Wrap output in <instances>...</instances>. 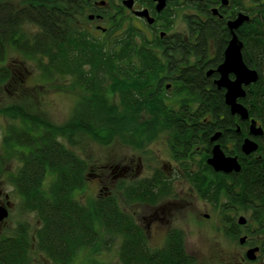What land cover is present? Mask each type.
I'll list each match as a JSON object with an SVG mask.
<instances>
[{"label":"flooded vegetation","instance_id":"af4514ba","mask_svg":"<svg viewBox=\"0 0 264 264\" xmlns=\"http://www.w3.org/2000/svg\"><path fill=\"white\" fill-rule=\"evenodd\" d=\"M15 1L0 0V5L10 4L18 10L42 8L48 13L53 11L60 14L63 22L74 29L77 37L83 41L112 43L127 33H133L137 41L149 42L152 51L166 63L164 67L150 68L158 72L154 77L155 83L151 85L152 98L163 106H173L174 111L184 112L150 115V155L146 154L149 163H143V157H140L137 161L126 160L124 164L116 166L99 165L92 174L88 160L83 157L88 169L86 185L81 191L86 189L92 176L97 188L95 202L115 200L109 190L110 185L118 181L117 192L126 204L149 206L150 213L142 218L145 224L134 213H131L133 216L129 215L141 229L152 251L165 248L168 241L172 243L171 240L175 239L180 242L178 246L191 263L186 252L183 225L186 219L198 225L209 221L208 229L217 239L216 249L223 251L218 259L219 264H264V196L257 201L252 199L242 176L244 165L249 164L251 156L260 149L258 141L262 142L264 130L250 116L242 120L239 115H231L225 104L226 90L218 88L216 84L220 79L217 69L224 61V52L233 35L241 43L240 53L244 62L249 23L257 16L255 11L258 6L264 9V0H45L36 4ZM160 2H163V7L157 10ZM239 15L248 17V20L231 31L228 23L235 21ZM5 63L8 64L7 57L0 67ZM5 69L8 71V78L3 82L5 86L15 85L18 80L17 86L27 88L25 82L30 79V71L22 73L7 65ZM36 69L43 78L41 69ZM53 79L59 80L57 77ZM228 79L234 81L235 76L228 74ZM247 88L242 86L245 95L237 100L243 107L242 100L246 98ZM218 95L228 113L214 115L205 106L210 98ZM21 111L24 117L22 122L8 118L16 122L19 130H13L16 126L8 124L2 141V146H13V151H17L20 169L24 167L28 154L44 150L47 142L54 146L65 144L71 152L77 149L72 137L71 142L65 141L53 129L42 131L33 128L34 123L42 121ZM252 119L262 129V136L250 135ZM223 122H227L226 127L221 124ZM215 135L218 138L213 141ZM14 139L20 143H15ZM246 139L257 144L256 152H243L242 144ZM85 143L83 148L76 144L81 153ZM214 146H219L226 158L235 159L239 170L216 171L208 162ZM141 167L146 168L145 175H139ZM3 174H0V209L6 210L7 217L0 221V243L22 236L29 240L34 253L43 257V264H52L39 251L38 237L41 233L38 231L40 221L37 219V209H28L27 200L17 193L13 177L10 179L12 189H4L9 182L3 179ZM52 182L54 178H46L42 181L43 187H48ZM142 183L150 186V202H140L137 197L130 204L126 202V188L134 186L139 190ZM211 211L214 217L209 213ZM20 214L35 217L33 228L28 223H15L16 216Z\"/></svg>","mask_w":264,"mask_h":264},{"label":"trees","instance_id":"16d2710c","mask_svg":"<svg viewBox=\"0 0 264 264\" xmlns=\"http://www.w3.org/2000/svg\"><path fill=\"white\" fill-rule=\"evenodd\" d=\"M21 2L36 4L45 0ZM258 7L257 16L249 23L243 58L249 68L256 70L258 79L248 86L242 104L264 130V9ZM62 19L60 14L42 8L18 10L10 4L0 5V63L8 50L36 59L44 79L66 80L63 83L78 99L70 120L63 126L56 129L34 123L32 127L42 131L53 129L68 141L73 131L75 145L86 136L102 145L116 143L145 152L150 145V115L184 113L152 98L151 85L158 72L150 68L164 67L166 63L152 51L149 42L137 41L133 33L112 43L83 41ZM28 27L36 32L30 33ZM7 78L8 71L0 67V83ZM205 106L214 115L228 113L219 95L210 98ZM3 112L7 118L24 120L17 107ZM221 124L227 126V122ZM14 142L20 143L15 139ZM3 143L6 144V139ZM258 143L260 149L244 165L242 174L248 193L256 201L264 196V138ZM51 144L47 142L44 150L28 154L24 167L12 182L17 193L27 200L28 209L38 211L39 251L52 263H72L81 250L97 254L103 247L118 243L121 264H190L175 239L161 250H150L141 229L114 198L94 201L88 206L79 203L75 195L86 185L88 164L78 152L67 150L62 143ZM3 147L5 152H14L13 146ZM2 159L0 155V174ZM46 178H54V182L44 188L42 181ZM141 186L143 190L126 188V202L132 203L134 197L140 202H150V186L147 183ZM33 253L29 240L18 236L0 243V264H32Z\"/></svg>","mask_w":264,"mask_h":264},{"label":"rangeland","instance_id":"374dc122","mask_svg":"<svg viewBox=\"0 0 264 264\" xmlns=\"http://www.w3.org/2000/svg\"><path fill=\"white\" fill-rule=\"evenodd\" d=\"M11 1L13 3L16 2L15 0ZM27 29L30 33L36 32L33 27H28ZM6 57L8 64L5 63L1 67L5 68V65H7L9 68H16L22 73H24V71L31 72L29 75L30 79L25 82L27 88L17 86L18 80H16V84H13L12 86H5L4 83H0V155H2L3 158L1 173H4L2 176L3 179L9 182V184H5L4 189L9 191L12 189L10 179L17 175L20 170L21 163L17 152L7 153L4 151V147L2 146L6 126L8 124L17 126L16 122H12L4 116L3 111L6 108L17 107L22 109L25 114L32 115L34 118H37V120L42 121L38 123L51 125L57 129V127L63 126L68 120H70L75 103L78 99L75 93L74 95L71 90L67 89L68 84L63 83L67 82L66 80L60 79L55 81L53 79L52 81H46L40 77V74L37 73L36 69V59L27 58L22 53H18L13 50H8ZM27 99L29 100L27 101ZM72 138L75 142L73 136ZM81 138L83 139L77 140L76 144L83 148V144L86 141L85 148L81 153L80 149L77 145H75L77 148L75 151L78 152L81 157L88 160L92 174L93 170L99 165L108 164L116 166L124 164L126 160L134 159L137 161L140 157H143L141 159L143 163L146 161L148 163L150 162L146 155H150V145L146 148L145 152H143L123 147L116 143L107 146L102 145L94 140L92 141L86 136ZM64 140L68 141V139ZM65 141L61 140V142ZM71 141L72 139H70V142ZM144 155H146L145 158ZM136 161H134V163H136ZM146 172L147 170L144 167L139 169V175H141V173L145 175ZM88 180L89 182L86 189L81 191L80 194L76 193L75 195L80 203L87 206L94 202L97 197L96 181L92 176ZM117 183L118 181L111 184L109 191L112 192V196L116 198L115 200L117 201L119 208L127 214L134 213L137 219L145 224V221L142 220V218L150 213V207L139 205L129 206L126 204L119 195V192H117ZM16 201L17 198L15 197V202ZM209 213L212 217H214V213L212 211ZM211 221L214 222V218H212ZM16 222H20V224L28 223V225L33 228L36 219L30 214H25L24 216L20 214L19 216H16L15 223ZM204 222L203 224L198 225L196 222L194 223L186 219L185 225H183L186 252L191 258L190 264H219L218 259L220 258V255L223 254V251L216 249L217 239L208 229L211 222L207 221V224ZM118 246V243H112L110 246L103 247L97 254H92L88 250H81L78 252L72 263L69 264H121L118 257ZM222 257H224V255H222ZM42 258L38 253H33L31 257L32 264H43L44 261Z\"/></svg>","mask_w":264,"mask_h":264},{"label":"water","instance_id":"95a60500","mask_svg":"<svg viewBox=\"0 0 264 264\" xmlns=\"http://www.w3.org/2000/svg\"><path fill=\"white\" fill-rule=\"evenodd\" d=\"M163 7V2L157 7L160 10ZM248 17L239 15L238 18L228 23V28L233 31L237 29L244 21H247ZM241 43L233 35L229 42L225 52L224 61L218 67V73L220 79L216 82L218 88H223L225 92V104L229 108L231 115H239L242 120H246L249 117L248 111L237 102L238 99L244 97L245 92L242 86H250L254 84L258 79V73L256 70L248 68L242 60L240 53ZM228 74L235 76L234 81H229ZM250 135L252 137H259L263 135V131L260 127L256 126V122L252 119L250 125ZM218 135H215L212 140L215 141ZM257 144L249 139H246L242 144V150L245 154L254 153L257 151ZM216 171L230 172L238 171L239 166L235 159L226 158L219 146H214L212 151V157L208 161ZM7 217V212L4 209H0V221Z\"/></svg>","mask_w":264,"mask_h":264},{"label":"bare ground","instance_id":"6f19581e","mask_svg":"<svg viewBox=\"0 0 264 264\" xmlns=\"http://www.w3.org/2000/svg\"><path fill=\"white\" fill-rule=\"evenodd\" d=\"M254 120V119H253ZM255 121V120H254ZM256 122V121H255ZM257 124V123H256Z\"/></svg>","mask_w":264,"mask_h":264}]
</instances>
